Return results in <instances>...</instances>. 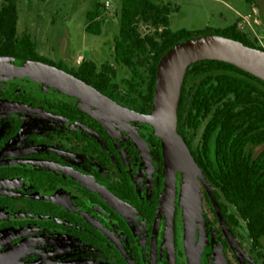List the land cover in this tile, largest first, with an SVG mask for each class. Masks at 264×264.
Instances as JSON below:
<instances>
[{
  "label": "flooded vegetation",
  "instance_id": "af4514ba",
  "mask_svg": "<svg viewBox=\"0 0 264 264\" xmlns=\"http://www.w3.org/2000/svg\"><path fill=\"white\" fill-rule=\"evenodd\" d=\"M85 60L44 64L119 106L150 113L139 98L123 100L114 60L96 65L100 80L107 67L115 73L111 96L104 81L79 73ZM67 91L27 78L0 81V264H263L236 226L234 206L220 203L209 185L216 205L200 191V219L188 216L191 229L179 175L169 212L161 143L149 126ZM126 126L146 145L147 166Z\"/></svg>",
  "mask_w": 264,
  "mask_h": 264
},
{
  "label": "trees",
  "instance_id": "16d2710c",
  "mask_svg": "<svg viewBox=\"0 0 264 264\" xmlns=\"http://www.w3.org/2000/svg\"><path fill=\"white\" fill-rule=\"evenodd\" d=\"M171 8L158 0H121L113 58L129 72L124 80V101L143 100L151 111L160 59L176 44L201 36H219L263 51L255 39L230 26L201 31L170 30ZM97 8L87 14L86 32L100 35L102 21ZM18 0H0V56L54 65L36 51L30 35H18ZM140 23L153 32L143 35ZM100 80L97 66L84 61L79 73L103 82V90L117 93L114 71ZM143 105V107H144ZM201 130L199 142L194 144ZM177 133L185 139L190 153L220 203L231 204L235 223L260 251L264 264V148L256 157L253 149L264 147V82L227 63L200 61L187 68L177 107Z\"/></svg>",
  "mask_w": 264,
  "mask_h": 264
},
{
  "label": "water",
  "instance_id": "95a60500",
  "mask_svg": "<svg viewBox=\"0 0 264 264\" xmlns=\"http://www.w3.org/2000/svg\"><path fill=\"white\" fill-rule=\"evenodd\" d=\"M207 60L230 64L264 82L263 51L213 35L180 42L160 59L157 65L152 109L148 114H139L119 106L85 83L53 66L37 61L0 56V81L8 78H27L53 88L77 91L97 109L125 121L149 126L162 147L164 173L167 177L163 198L170 191L169 212H171L175 179L179 175L186 224L187 228L191 229L188 216L193 213L200 219V183L204 188L208 190L209 188L185 141L176 131L177 107L187 68L194 63ZM125 130L129 133L143 164L147 166L150 159L146 152V145L131 132L129 126ZM209 195L216 205L214 196L211 193ZM106 197L113 204L121 203L112 195ZM192 232L194 234L193 230Z\"/></svg>",
  "mask_w": 264,
  "mask_h": 264
},
{
  "label": "rangeland",
  "instance_id": "374dc122",
  "mask_svg": "<svg viewBox=\"0 0 264 264\" xmlns=\"http://www.w3.org/2000/svg\"><path fill=\"white\" fill-rule=\"evenodd\" d=\"M158 4L171 8L169 21L173 32L236 26L251 40L255 39L264 52V0H158ZM18 7V35H30L37 53L52 64L75 63L82 59L96 65L105 61L113 64L121 0H18ZM95 8L100 12L98 20L102 21L98 36L85 30L87 14ZM138 29L143 35L153 32L144 23H140ZM115 68L119 72L118 80L129 79L126 69L117 65ZM201 130L196 133L195 145ZM263 148H254L253 157L256 158ZM208 188L200 183L201 192L210 194Z\"/></svg>",
  "mask_w": 264,
  "mask_h": 264
},
{
  "label": "built area",
  "instance_id": "2783aa9c",
  "mask_svg": "<svg viewBox=\"0 0 264 264\" xmlns=\"http://www.w3.org/2000/svg\"><path fill=\"white\" fill-rule=\"evenodd\" d=\"M108 6V5H107Z\"/></svg>",
  "mask_w": 264,
  "mask_h": 264
}]
</instances>
